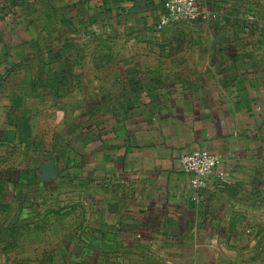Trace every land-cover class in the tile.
I'll use <instances>...</instances> for the list:
<instances>
[{"label": "crops", "instance_id": "crops-1", "mask_svg": "<svg viewBox=\"0 0 264 264\" xmlns=\"http://www.w3.org/2000/svg\"><path fill=\"white\" fill-rule=\"evenodd\" d=\"M164 1L0 0L8 258L39 256L16 227L66 180L97 258L264 264V0H198L210 22L158 31ZM203 149L220 162L197 191L180 158Z\"/></svg>", "mask_w": 264, "mask_h": 264}, {"label": "rangeland", "instance_id": "rangeland-1", "mask_svg": "<svg viewBox=\"0 0 264 264\" xmlns=\"http://www.w3.org/2000/svg\"><path fill=\"white\" fill-rule=\"evenodd\" d=\"M82 183L81 187L84 188V181ZM60 184L61 192L59 195L56 194V190L53 191L55 193L51 192L52 183L49 184L51 185L49 186L50 190L40 195L41 199L38 203L43 201L50 206L47 205L43 212L29 211L28 218L27 215L24 216L29 221L28 224L25 226L19 223L20 225L16 227L15 233H17V236L21 230L28 228L30 231L27 235L28 241L23 244V248L28 249V251L33 250L35 253L38 251V257L34 255L19 259L8 258L4 255L8 248H14L17 245V249H19L22 245L10 241L8 232L4 227V224L11 223L21 213L16 211L17 209L12 211L3 210L0 213V264H136L133 258L111 257L101 259L100 257H95L94 250H100L101 243L95 242L94 239L91 241L90 238L91 234L93 238L95 237L94 230L88 226L87 218L89 213L86 215L88 211H85V201L90 202V199L82 189H78L77 192L79 194L77 192L75 194V190L72 192L73 182L61 180ZM58 203L59 205L55 206L60 209L53 210L52 204ZM10 216L14 217L10 218ZM2 221L4 222L3 224ZM143 245L141 247L142 250L143 248L145 250L149 249L147 242ZM110 248L117 249V244L110 246ZM91 250H93L92 258L90 256ZM102 261H105V263ZM140 261L141 264L152 263V259H149L148 256L140 257Z\"/></svg>", "mask_w": 264, "mask_h": 264}, {"label": "built area", "instance_id": "built-area-1", "mask_svg": "<svg viewBox=\"0 0 264 264\" xmlns=\"http://www.w3.org/2000/svg\"><path fill=\"white\" fill-rule=\"evenodd\" d=\"M164 14L159 20L157 30L177 23H208L215 15L203 9L198 0H165ZM220 158L208 150H194L184 153L180 158L182 171L190 177L193 189L200 191L207 188L209 178L216 170Z\"/></svg>", "mask_w": 264, "mask_h": 264}, {"label": "water", "instance_id": "water-1", "mask_svg": "<svg viewBox=\"0 0 264 264\" xmlns=\"http://www.w3.org/2000/svg\"><path fill=\"white\" fill-rule=\"evenodd\" d=\"M43 173L45 174V178L47 179L56 178V170L53 161H50L49 163L43 166Z\"/></svg>", "mask_w": 264, "mask_h": 264}]
</instances>
